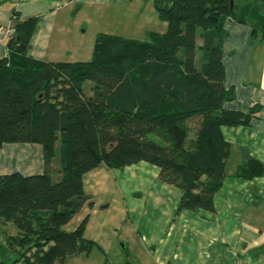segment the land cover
<instances>
[{
  "label": "trees",
  "instance_id": "trees-1",
  "mask_svg": "<svg viewBox=\"0 0 264 264\" xmlns=\"http://www.w3.org/2000/svg\"><path fill=\"white\" fill-rule=\"evenodd\" d=\"M152 1L165 33L142 41L99 33L85 62L27 57L37 20L14 27L0 58V147L39 144L44 171L0 176V224L16 229L7 239L16 256L10 264H63L90 254L88 219L73 231L63 227L88 201L84 175L101 164L154 165L159 179L182 193L176 215L215 211L231 155L222 128L246 124L260 109L223 108L235 97L224 85V23L248 21L253 38L264 39V22L243 18L245 6L234 0ZM57 142L60 178L53 181ZM235 176L251 177L243 166Z\"/></svg>",
  "mask_w": 264,
  "mask_h": 264
},
{
  "label": "crops",
  "instance_id": "crops-1",
  "mask_svg": "<svg viewBox=\"0 0 264 264\" xmlns=\"http://www.w3.org/2000/svg\"><path fill=\"white\" fill-rule=\"evenodd\" d=\"M140 4L139 0H0V26L14 29L34 18L37 22L27 57L45 62H85L91 60L93 47L91 44L83 50L81 35L95 20L104 29L95 36L103 33L142 41L148 33H165V22L159 30L139 25L143 14ZM128 21L133 25H127ZM224 31V85L235 97L223 108L243 114L256 106L260 109L246 124L222 128L231 155L223 185L214 196L215 211L176 215L182 193L162 182L154 165L139 162L108 169L101 164L84 175L83 191L88 201L63 227L73 231L87 218L84 238L94 247L89 255L69 258L63 264L69 260L81 264L93 255L98 264H264V39L260 35L253 38L248 21L227 19ZM5 55L6 51L0 53V58ZM56 151L53 181L60 178L59 148ZM249 159L262 164L263 174H250L249 179L236 177L237 169L246 168ZM43 171L39 144L0 147V176L13 172L32 176ZM0 227L16 232L11 224Z\"/></svg>",
  "mask_w": 264,
  "mask_h": 264
},
{
  "label": "rangeland",
  "instance_id": "rangeland-1",
  "mask_svg": "<svg viewBox=\"0 0 264 264\" xmlns=\"http://www.w3.org/2000/svg\"><path fill=\"white\" fill-rule=\"evenodd\" d=\"M142 2L141 7L143 9V14L140 16V20L139 22L141 24H139V22L136 23L145 27H149L151 29L154 30H159V28L161 27V24H163L162 21L159 20L157 13L154 9L153 6V1L151 0H139ZM235 3L237 5H242L245 6V11L243 14V18L245 17H251V18H255L257 19L259 22H264V6H263V0H234ZM135 22V21H134ZM127 25H133V22L128 21L126 22ZM83 27V26H82ZM81 27V29H82ZM83 29H86V27L84 26ZM100 30H104L103 26L100 25L98 23L97 20H95L92 23V26H88L87 27V31L84 35H81L83 38L82 41V49H87L91 47H94V43H95V33L97 31ZM230 31V30H228ZM166 32V31H165ZM127 36V35H124ZM141 35L139 36H133L134 38H140ZM197 66H200V61H197ZM56 148H59V143H56ZM57 154V151H56ZM58 160H57V156L55 158V160L52 161V169H55L56 164H57ZM55 173H53V176ZM15 235V232L12 233V230L10 229H3L0 227V253H1V259H3V261L6 264H10L15 258V254L13 250H10L8 248V242L7 239L9 238V236ZM122 248V247H121ZM92 258L89 261H85V262H81V264H98V260L96 258V256L94 257L91 256ZM59 264V263H56ZM66 264H80V262L77 260H69L68 262H66Z\"/></svg>",
  "mask_w": 264,
  "mask_h": 264
},
{
  "label": "built area",
  "instance_id": "built-area-1",
  "mask_svg": "<svg viewBox=\"0 0 264 264\" xmlns=\"http://www.w3.org/2000/svg\"><path fill=\"white\" fill-rule=\"evenodd\" d=\"M15 37V30L10 26H0V53L7 51L8 42Z\"/></svg>",
  "mask_w": 264,
  "mask_h": 264
},
{
  "label": "water",
  "instance_id": "water-1",
  "mask_svg": "<svg viewBox=\"0 0 264 264\" xmlns=\"http://www.w3.org/2000/svg\"><path fill=\"white\" fill-rule=\"evenodd\" d=\"M15 40V37L12 38L8 44H7V48L9 49L11 47V45L13 44ZM246 168L247 171L253 176V177H259L263 174V167L262 164L259 163L257 160L255 159H249L246 162Z\"/></svg>",
  "mask_w": 264,
  "mask_h": 264
}]
</instances>
